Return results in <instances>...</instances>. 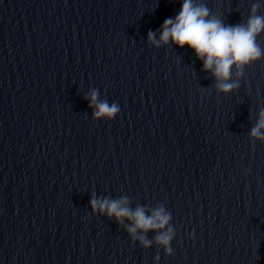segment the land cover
<instances>
[{
  "label": "water",
  "instance_id": "water-1",
  "mask_svg": "<svg viewBox=\"0 0 264 264\" xmlns=\"http://www.w3.org/2000/svg\"><path fill=\"white\" fill-rule=\"evenodd\" d=\"M205 2L236 25L257 0ZM181 6L0 0V264H264V58L217 95L193 50L148 44ZM93 88L114 119L92 118ZM93 192L165 204L173 255L92 214Z\"/></svg>",
  "mask_w": 264,
  "mask_h": 264
},
{
  "label": "clouds",
  "instance_id": "clouds-1",
  "mask_svg": "<svg viewBox=\"0 0 264 264\" xmlns=\"http://www.w3.org/2000/svg\"><path fill=\"white\" fill-rule=\"evenodd\" d=\"M262 7L264 3L257 0L251 3L246 20L241 13V23L226 25L223 18L211 13L205 0H182L179 13L174 18L165 19L156 32L149 30L147 41L156 49L167 45L187 46L202 61V71L213 78L212 86L216 94L228 95L240 88L245 69L264 58V46L258 40L264 34V14L260 13ZM207 90L202 88V97ZM99 96V89L93 88L84 97L93 110L92 118L114 119L120 112V106L115 102L109 104ZM248 135L253 146L257 141L264 143V106L259 108L258 118ZM249 171L245 170V174ZM132 203L127 195L113 199L99 197L93 192L90 208L94 215L115 219L133 244L138 243L145 250L155 245L157 252L163 249L166 256H172L171 244L176 230L171 223L170 210L159 202L154 206L137 203L134 208ZM149 232L154 233L151 238ZM189 238H192L191 233ZM154 259L159 261V254Z\"/></svg>",
  "mask_w": 264,
  "mask_h": 264
}]
</instances>
